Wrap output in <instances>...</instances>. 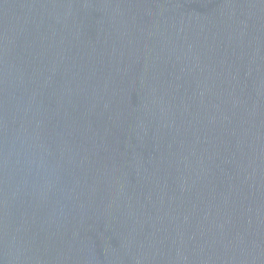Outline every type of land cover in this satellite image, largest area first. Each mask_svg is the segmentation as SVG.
<instances>
[{
    "label": "water",
    "instance_id": "1",
    "mask_svg": "<svg viewBox=\"0 0 264 264\" xmlns=\"http://www.w3.org/2000/svg\"><path fill=\"white\" fill-rule=\"evenodd\" d=\"M0 264H264V0H0Z\"/></svg>",
    "mask_w": 264,
    "mask_h": 264
}]
</instances>
